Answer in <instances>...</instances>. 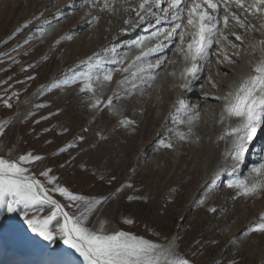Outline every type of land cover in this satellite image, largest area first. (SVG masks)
<instances>
[{"label": "rangeland", "instance_id": "rangeland-1", "mask_svg": "<svg viewBox=\"0 0 264 264\" xmlns=\"http://www.w3.org/2000/svg\"><path fill=\"white\" fill-rule=\"evenodd\" d=\"M41 6L42 2L36 0H20L19 3L0 0V157L15 160L29 153L42 157L22 166L33 172L48 195L62 204L69 216L85 212L90 201H100L87 212L84 223L89 228H98L99 217L103 216L117 223L116 230L144 237L155 244L167 245L173 241L192 264H264V232L257 230L258 223L264 222L261 220L264 216V171H256L264 165V151L253 168L241 175L236 169L241 159L235 166L219 164L213 170L220 152L218 156H207L206 162L201 154H215L216 150H224L225 145L234 148L235 134L228 133L225 137L218 126V98L189 95L191 90L202 88L203 95L204 91L211 96L221 94L231 61L236 62L245 50L243 36L239 35L242 37L239 43L237 36H230L233 26L229 31L226 27L225 40L222 38L223 44L214 52L213 59L219 57L216 65L211 62V70L208 63L204 64L200 81L190 78L185 95L176 97L173 89L167 87L169 80L166 85L149 83L148 79L142 81L138 62H134L138 72L131 71L125 77V69H111L105 64L106 58H114L108 57L111 49L100 56L95 54L97 49L86 50L96 34L78 43L84 28L72 30L80 11L77 5L67 10L72 11L70 14L55 15L52 21L45 20V14L28 21ZM115 6L108 5L105 12L113 13ZM235 21L243 23L242 19ZM96 25L92 22L87 28ZM110 26V22H105L102 28L108 30ZM107 40L104 37L103 44ZM128 53H121V56ZM225 56L232 60L228 61ZM146 71L143 76L149 73ZM108 72L110 80L104 78ZM150 73L147 76H151ZM214 76L216 80L210 78ZM220 77L222 80L218 81ZM192 82L199 83L190 90ZM42 84L47 86L35 107L16 122L12 115L17 103ZM167 91L173 95L169 102L164 100ZM210 102L213 103L210 105ZM217 143L222 147L218 149ZM167 144L172 147H166ZM251 144L247 153L256 148ZM49 169L48 176L42 175ZM207 173L208 178H205ZM241 180L249 186L254 183L262 186L245 194L241 187L235 186ZM56 186L85 199L70 201L67 196L53 191ZM18 208L19 211L9 213L0 205L1 235H16L17 231L27 237L34 235L23 212L32 218L45 207L38 201ZM56 219L52 222L60 229L64 222ZM25 241L29 243L28 238ZM22 257L14 264H86L64 239L32 260L28 255L19 258Z\"/></svg>", "mask_w": 264, "mask_h": 264}, {"label": "bare ground", "instance_id": "bare-ground-1", "mask_svg": "<svg viewBox=\"0 0 264 264\" xmlns=\"http://www.w3.org/2000/svg\"><path fill=\"white\" fill-rule=\"evenodd\" d=\"M19 1L20 0H15L16 3H19ZM36 1L42 2V6L40 8H37L32 13L33 15L31 16V18L28 21H31L35 17L42 15V14H45V16H46L45 20L52 21V19L55 15L60 14L62 16H65V15L70 14L72 11L69 12L67 10L68 9L73 10L75 8V6L77 5V7H79L80 11L78 12V14L75 17V23H74L75 25L73 26L72 30H76V29H82L83 30V28H84V30L82 31V35L80 36V39L78 38L79 39L78 43L83 42L85 40V38L88 37L90 34H91V36H93L92 34H96L94 36V39H92V41L89 43V45L86 48L84 47V45H83V47L86 50H90L89 52H91L93 49L94 50L97 49L95 52V54H97V56H100L102 53L107 52L109 49H111L110 50L111 52L108 55V57H114V58H112V59L106 58L105 64H107L111 69H113L114 67L118 68V70L119 69L120 70L125 69L123 71V74L126 75L125 77H127V75L129 76L131 71H134V73L138 72V70L135 66L136 64L134 65V62H136V63L138 62L142 73L145 70H147L146 72H149V73H150V71L154 72V74L150 73L151 76H147V75H149V73L144 72L145 73L144 76L141 73V75H139V76L141 77V79L143 78L142 81L145 80V82H146V80L148 79L149 83L152 82L153 84L156 83L157 85H159L160 83L165 84L169 80V86L167 84L168 82L166 83L167 87H170L173 89V91H174L173 93H175L176 97L177 96L180 97V95H182L184 93V90H186V87H183L182 85H184L185 83L187 85L189 83H191V82H189V79L192 77L188 76V75L182 76V73L184 72L185 67L190 66V61L185 59V53L187 52L188 43H190L192 40L190 33L192 31H194V29H192L190 26L187 25V7L191 6L192 0H184V2L181 3L180 8L185 9V11L183 12L182 19L177 20V21H173L171 19L173 12L176 11L175 9H172L169 7L172 0H150V3L145 5L144 8L139 7V5L141 3H143V0H107L108 5H110V4L116 5L115 8L113 9V13H110V14H107L105 12V10H106L105 0H36ZM81 2H83L82 6H80ZM212 2L217 4V8L216 9L207 8V12L210 16L216 17V20L212 21V23H216V29H215L216 35L213 37L211 46L208 49V59H206V60L205 59H199L197 61L199 69L201 70L202 67L204 68V64H206V63H208V67H209L211 62H213V64H214L215 60H218L219 57L217 55H216L217 58H214V59H213V56L215 54L214 52H216L218 48L220 49V46H221L220 44L222 43L223 35H225V33L223 34V32H224V29L226 27H227V30L229 31L231 26H233V30H231V32L233 31V32L237 33V34H232L233 33L232 32L230 34L228 32L230 34V36L231 35H232V37L233 36L234 37L239 36V35L243 36L245 42L243 40L242 41L245 43L244 44L245 50L243 51L242 55H240V57L237 60L235 59L236 62H233V61H231V63L229 62L231 64V65H229V67H231V69H230L228 75H227V73L224 74V75H227V77H226L225 81H223L224 89L221 91L220 95L211 96L209 94H206L205 91H204V95H203L202 94L203 88L199 89V90L196 88H195L196 90H191V89H193L194 85L198 84L199 82H195V83L192 82L191 86H189L190 90H191V93H189V95H192V96H198V95L200 96L201 95V97L203 99H205V98L206 99L207 98H211V99L212 98L213 99L218 98L219 104H218L217 112L220 113V115L218 114L219 118L217 116V119H219V125L218 126L220 127V130L224 134L223 136L226 137V135L230 132V128L237 125V123H238L237 118H235V117L229 118L224 111V106L228 102L226 97L228 96L229 92L234 91V86L236 84L241 82L242 79H244L248 73H250L254 70V66H255L256 61H258L260 59L261 49L264 48V45L260 44V41L264 40V11L256 12L250 8V6L253 4L254 0H243V7H238L235 3V0H212ZM226 6H227V11H225ZM93 7H95V9L92 11L91 9ZM204 7H206V6H204ZM259 7L261 9H264V5H259ZM109 8H111V7H109ZM109 8H107V9L109 10ZM120 9H122V10L124 9L123 10L124 13H121L122 10H120ZM109 11H111V10H109ZM151 13H155V15H152ZM232 13H234L235 16L239 17V19H242V21L244 23V27H241V23L240 24L236 23L235 20H237V19L233 18ZM100 15H102L103 18L100 19L99 18ZM115 16L116 17L121 16V18H118V19L115 18L114 19ZM225 16H227L226 21H225ZM141 17H143V20L141 19ZM92 22L97 23V25L95 27L99 28V31L94 26L90 27L89 29L87 28V26H89ZM105 22H110L112 25V26H110V28L108 30H104L102 28L105 25ZM205 22L209 23V21H205ZM177 23L182 25L181 29H177V34H175L171 38H169L168 33L172 32L173 28L175 27V25ZM58 31L59 30H56L55 33H58ZM115 33H117V34L115 35ZM181 36L183 37V39H181ZM226 36H227V33H226ZM104 37H107V39H108L106 44H103V38ZM229 39H231V38L229 37L228 40ZM234 41H236V40H232V42H234ZM238 42H239V40H238ZM230 44H231V41H230ZM230 44H228V45H230ZM225 45H227V43ZM241 46H242V44H241ZM253 46H255V47H253ZM226 47L227 46H225V48ZM227 49L229 51V47H227ZM181 50H183V51H181ZM225 50L226 49H224V51ZM238 50H239V48H238ZM228 51H226V52H228ZM125 52H129L127 54V56L126 55L121 56V53H125ZM233 53L234 52L232 51V54ZM216 54H218V53H216ZM221 54H222V52H221ZM239 54H237V55H239ZM137 57H139V59H137ZM229 57H232V56H229ZM225 58H227V57L225 56ZM220 59H223V58L221 57ZM229 59H231V58H229ZM229 59H228V61H229ZM223 60L225 61V59H223ZM62 62H64V61H62ZM158 63H159V67L156 66ZM227 64H228V62H227ZM214 65H216V63ZM221 66H220V68H221ZM210 67H209V69L212 70V68H210ZM215 71H217V69ZM219 71H220V69H219ZM173 73H174V75H173ZM207 73H208V71H207ZM114 74H116V73H114ZM199 74H201L200 71L198 72V76H199ZM112 76H114V75H112ZM117 76H119V75H117ZM216 76H218V75H216ZM216 76L210 77V78H212L214 80V78ZM200 77H202V76H199L198 78H200ZM165 78H167V79H165ZM198 78H195V79L193 78V80L194 81L199 80ZM216 79L217 78H215V80ZM221 80H222V78L218 81H221ZM210 82L211 81H209V83ZM122 84H124V83H122ZM203 84L206 85V82ZM217 85H218V83L215 84V87ZM44 89H45V84H42V85L36 87L34 90H32V92L25 95L17 103L16 108H15V112L12 115V118H15L16 122H20L24 117H26L32 111V109L35 107V105L37 103L39 96L41 95V93L43 92ZM212 89H213V86H212ZM167 92H165V99L164 100L165 101L168 100V102H169V100L173 97V95L171 94L172 90H171V93L169 91H167ZM184 95H185V93H184ZM196 100H197L196 102L199 101L198 99H196ZM193 101H194V99H193ZM200 101H201V99H200ZM206 102H208V101H206ZM211 103H213V102H210V105H211ZM201 104H202V101H201ZM184 105H186V104H184ZM198 107H199V105H198ZM212 113H214V112H212ZM158 115L159 114H157L156 116L159 117ZM187 118H188V116H187ZM187 118H186V120H187ZM215 118L213 119L214 121L217 120ZM220 119L222 122L220 121ZM183 121H184V119L181 122H183ZM208 123H209V121H208ZM216 123H218V121ZM209 127H211V126H209ZM220 130H219V133H220ZM257 131H260V134L262 133L261 135L259 134L258 136H256V139H260V141L262 142V146H260V149L258 150L257 154L253 157V159L248 162L247 166H245V169H243L242 174L245 171H247V169L250 171L253 168L254 163L257 161V159L260 158L261 153H263V151H264V137H263L264 126H258ZM210 132H211V130H210ZM212 136H213V134H212ZM232 136H234V135H232ZM218 137H219V135L217 136V138ZM231 137H230V139H231ZM220 139L222 142L223 138L220 137ZM220 139H218V140L220 141ZM253 139L248 141L246 144L247 150L244 153V155L241 157L240 164H238V166L240 165L241 168L244 165L243 164L244 163L243 162L244 157H245V155H247L248 147L251 143H253ZM221 142H219V143H221ZM219 143H217V144L219 145ZM200 145L202 146V144H200ZM220 145H219L218 149L220 147H222ZM209 147H210V145H209ZM224 147H226L224 150L221 148L220 149L221 151H217V150L214 151V152H216L215 154L212 152L210 154H209V152L201 154L202 159L205 161V159H207V156L211 155V157H213L214 155H217V152L218 153L220 152V154H219L220 156L217 157V160L215 158V161L213 164V170L217 169V167H219V164L222 167L226 166L227 164H229V166H235L239 162V161L235 160L234 148L232 146H226V145ZM193 148H194V146H193ZM210 148H212V146ZM263 155H264V153H263ZM263 164H264V162H263ZM27 170L28 171L25 173V175L35 178V175L33 174V172L29 168ZM204 170H205V168H204ZM260 170H261V173L264 171L262 169H260ZM209 173H207V176H205V178H208ZM35 179H37V178H35ZM203 182H204V180H203ZM42 206L45 207V210L35 213L34 217H37L38 219H43L44 217L50 215L51 212L54 210V206L50 203L42 202ZM63 210H64V208H63ZM57 219H58V222H62V221L64 222V218L62 215L58 214ZM25 222H23V223H25ZM101 222H105L104 226L106 229H109V230H116L118 227L116 222L109 221L103 216L99 217V220L97 222L96 227H99ZM19 226H21V224ZM50 230L55 233L54 239H52V240H47L35 232H34V235L31 237H27L25 235V233H22V232L21 233L24 234V236L23 235L21 236V233L19 234V231H17L16 235L4 236V235L0 234V264L17 263L19 260H22L24 258V257L19 258L20 256H23V255L30 256V258H31L30 260H32L33 258H35L37 256V254L43 253V251H46L50 245L57 244L64 239L59 234V229L55 226V223L51 222ZM25 236H26V238H28L29 243H27L25 241V239H26ZM86 264H87V262H86Z\"/></svg>", "mask_w": 264, "mask_h": 264}, {"label": "snow or ice", "instance_id": "snow-or-ice-1", "mask_svg": "<svg viewBox=\"0 0 264 264\" xmlns=\"http://www.w3.org/2000/svg\"><path fill=\"white\" fill-rule=\"evenodd\" d=\"M182 2L184 0H172L169 5L170 8L176 10L171 16L173 21L182 19L185 11V9L180 8ZM149 3L150 0H143L139 7L144 8ZM235 3L238 7H243V0H235ZM259 5H264V0H254L250 8L256 12L264 11ZM107 6V0H105V7ZM207 8L216 9L217 4L213 3L212 0H192L191 6L187 7V25L194 31L190 33L192 40L188 43L185 53V59L190 61V66L185 67L182 76L188 75L194 79L198 78L200 69L197 61L208 59V49L216 35V23H212L216 17L210 16ZM225 11H227V6ZM151 14L155 15V13ZM232 15L233 18L239 20V17L235 16L234 13ZM141 19L143 20V17ZM226 20L227 16H225ZM205 21H209V23ZM181 27L182 25L177 23L172 32L168 33V37L171 38L177 34V29H181ZM241 27H244L242 22ZM181 39H183L182 36ZM236 39L240 40L241 37L237 36ZM260 44L264 45V40H261ZM156 66L159 67V63ZM104 78L110 80L111 73ZM182 86L187 87L188 85L185 83ZM86 87L90 88L91 85H86ZM226 99L228 102L224 106L225 113L229 118L238 119L237 125L231 127L229 135L235 134V160L239 161L247 150V142L256 136L258 126H264V48L261 49V56L256 61L254 70L234 86V91L229 92ZM108 103L111 104V99ZM125 123H131V121H125ZM181 138L184 137L181 136ZM165 146L172 147L171 144ZM40 159L42 157L33 156L31 153L21 155L15 160L0 157V205H4L9 213L19 211V205L28 206L38 201L47 202L54 206L51 214L43 219L29 218L27 212H23L24 218L33 232L47 240L54 239L55 233L50 230V224L59 214L64 218L59 234L64 238L66 244H70L84 258L87 264H192L186 255L177 250L173 241H169L167 245L155 244L144 237H138L125 231H109L104 226L105 222H101L96 229L89 228L84 223L87 219V212L92 211L100 201H90L85 212L79 216H69L63 210L64 206L48 195L47 189L39 180L25 175L28 170L22 165ZM261 169H264V165H261ZM50 171L49 169L42 175L48 176ZM256 171H260V169ZM235 186L241 187L245 194H250L262 185L254 183L249 186L246 181L241 180ZM53 191H58L67 196L70 201L85 199L72 194L63 187L56 186ZM261 220H264V216L261 217ZM126 222L132 223L131 220ZM257 230L264 232V222L258 223Z\"/></svg>", "mask_w": 264, "mask_h": 264}]
</instances>
